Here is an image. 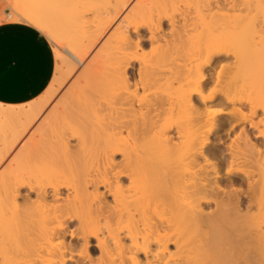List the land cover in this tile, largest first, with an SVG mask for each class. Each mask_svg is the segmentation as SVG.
Wrapping results in <instances>:
<instances>
[{
	"label": "bare ground",
	"instance_id": "obj_1",
	"mask_svg": "<svg viewBox=\"0 0 264 264\" xmlns=\"http://www.w3.org/2000/svg\"><path fill=\"white\" fill-rule=\"evenodd\" d=\"M8 1L0 22L9 8L10 21L39 25L59 62L40 97L0 110V264H125L134 246L131 264H264V128L251 119L264 112V0ZM221 64L230 83L220 93L251 99L247 114L194 104L193 88L206 93V69ZM224 118L234 136L218 167L204 155Z\"/></svg>",
	"mask_w": 264,
	"mask_h": 264
},
{
	"label": "crops",
	"instance_id": "obj_2",
	"mask_svg": "<svg viewBox=\"0 0 264 264\" xmlns=\"http://www.w3.org/2000/svg\"><path fill=\"white\" fill-rule=\"evenodd\" d=\"M0 31V96L5 105H23L40 97L53 80L56 58L53 47L36 27L30 24L19 26L18 22H2ZM32 58H39L41 71L33 75V84L25 93H16L11 82L18 71L30 72ZM1 126V115H0Z\"/></svg>",
	"mask_w": 264,
	"mask_h": 264
},
{
	"label": "snow or ice",
	"instance_id": "obj_3",
	"mask_svg": "<svg viewBox=\"0 0 264 264\" xmlns=\"http://www.w3.org/2000/svg\"><path fill=\"white\" fill-rule=\"evenodd\" d=\"M34 8H47V7H54L55 5H51V4H47V3H41V2H37L34 3L33 5H31ZM30 23L26 17H24L23 15L20 16V19L18 21L19 26H23ZM3 25H0V31L3 30ZM36 27H39V25H36ZM41 32H44V29H40ZM135 37H129L128 38V48L132 49L135 46ZM209 48V52L208 54L211 55V51L210 48L211 46H208ZM205 52V49L202 47L201 48V55H203ZM228 55L230 57H235L236 61L239 60L240 57V53L238 51H229ZM232 67H235V62H230ZM31 64V71L30 72H25V71H18L12 82H11V88L14 92L16 93H25L28 90H30V88L32 87L33 84V75L39 74V72L41 71V61L39 58H32L30 61ZM226 65H218V69L217 71H215L213 73L212 76V80L214 81L213 86L211 88L210 91H208L207 93L205 92H199L196 93V88H193V92L196 95H199L205 102H207L209 99H211L213 97L214 94L216 93H220V89L222 87H224L226 84L230 83L229 80V74L226 72ZM197 74H198V69L196 70ZM193 83L196 84V87H198V81H190L189 85L191 86ZM260 86H261V92L264 93V61H262V68H261V77H260ZM0 88H2V82H0ZM221 95H223L225 97V100L221 102V105L215 109H213V111L216 112H226L227 109L229 108H236L237 111H239V109H244V113L247 114L248 112V108L249 106L255 107V105L253 104V101L251 99H248L247 101H244L243 98H241L240 103H237L235 99H232V91L230 90V88H225V91L223 93H220ZM262 107H264V101H262L261 104ZM0 110L3 111H11L13 109L10 108H6L5 103L3 102V97L0 96ZM259 119L260 121V127L264 128V112H261L259 117H257L255 115V113L252 114L251 119L253 121H255L256 119ZM243 124L247 125L248 124V119H244ZM233 126H235V121H233ZM253 129L257 128V125L255 123H253L252 125ZM236 131H240V128H236ZM253 136L256 135V132L252 133ZM258 135L260 137V139L258 140V143L260 144L261 148L264 149V131H259ZM7 161H5L6 163ZM88 235H95V233H88L86 230V226L84 228V234L81 236V241L84 244L85 247H87V236ZM99 238V237H98ZM139 248L138 246H134L133 248H129L127 250V255H129V260L125 262V264H131L132 259L135 256V252L138 251ZM81 255H83V253H81ZM78 264H86L85 261H80L78 262ZM91 264H100L99 261L93 260L91 262ZM146 264H151L150 261L146 262Z\"/></svg>",
	"mask_w": 264,
	"mask_h": 264
},
{
	"label": "rangeland",
	"instance_id": "obj_4",
	"mask_svg": "<svg viewBox=\"0 0 264 264\" xmlns=\"http://www.w3.org/2000/svg\"><path fill=\"white\" fill-rule=\"evenodd\" d=\"M7 1V0H6ZM9 3L11 2V0H9L8 1ZM5 13H4V15H5V18H6V20H3V21H1L0 23H2V22H6V21H8V22H12V21H10L11 20V18L8 16V14L9 13H11L10 12V9L9 8H6L5 9ZM164 29L166 30V29H168V26L166 27V26H164ZM142 33H144V32H142ZM145 34V33H144ZM46 35V34H45ZM47 36V35H46ZM147 33L145 34V37H142L141 39L142 40H140V45H141V49L142 50H144V51H146L147 53L148 52H150L151 50H150V45L149 44H147V42H145V40H147ZM133 37H135V34L133 35ZM47 38H48V36H47ZM49 39V38H48ZM49 41H50V43H51V45H52V47H53V50H54V54H55V58H56V68L58 67V62L59 61H57V59H58V57H57V55H56V50H55V48H54V45H53V42L49 39ZM149 43V42H148ZM144 47V48H143ZM228 62H230V61H228ZM137 63H134V66L132 67V69H130V73L131 72H135L136 71V69H137ZM215 71H217V69L215 70ZM214 70H211L210 68H208V69H206V71H205V74H206V78L208 79V87H210V88H208L207 89V92L209 91V90H211V88H212V86H213V83H212V76H213V73L215 72ZM74 74V75H73ZM71 76H69V78H66V82L65 83H63V85L62 86H57V85H61V84H58V83H56L55 85H56V87L58 88V89H56L57 91H56V94L54 95V97L51 99V101L49 102V104H48V106L46 107V109H45V111H44V113H46V115H45V117L48 115V113L51 111L50 109H53V107H55L57 104H58V102L60 101L59 99H61V97H63V93H66L65 92V90H67L68 89V87H70L74 82H75V79L77 78V74L78 73H73ZM68 86V87H67ZM60 88V89H59ZM64 89V90H63ZM206 92V93H207ZM61 96V97H60ZM220 96V97H219ZM58 97V98H57ZM57 98V99H56ZM221 99V94H219V93H217V94H215V96L213 95V97H212V99L210 100H208L205 104H203V100H201V98H200V96L198 97V100L196 101V99H195V105L198 107V108H200V109H202V108H204L205 106H206V109H207V107L208 108H210V107H212L213 109H214V107L215 108H217V107H219V105L218 104H220V100ZM198 101H199V103H198ZM56 104V105H55ZM52 105V106H51ZM55 105V106H54ZM205 105V106H204ZM50 108V109H49ZM50 110V111H49ZM203 110V109H202ZM209 110H212L211 108L209 109ZM232 108H229V109H227V111H226V113H225V117L228 119V117L230 118L231 116V114H232ZM44 115H42V118H44L43 116ZM42 118H41V120H42ZM226 118H224L223 120H220L219 121V125H218V128H216L217 129V131H216V133L211 137V139H210V141L211 142H209V146H208V148L206 149V154L204 155V156H206L207 155V159L208 160H211L210 161V163L211 164H213V162H218V167H221L222 166V164H223V162L226 160V159H228L229 158V156H228V154H229V152H227V150L226 149H228V148H226L227 146H228V144L231 142V139L233 138V136H234V132L231 130V128H230V125L229 124H227V120H226ZM36 127V126H35ZM230 128V129H229ZM215 129V130H216ZM33 130V129H32ZM229 130V131H228ZM235 131V133L236 132H238V131H236V130H234ZM32 132V131H31ZM255 132V131H254ZM252 133H253V131H252ZM252 133L251 132H249V134L251 135L250 136V138L252 137V139H253V142L255 141V139H256V137L258 136L257 135V133H256V135L255 136H253L252 135ZM29 134V135H28ZM25 137H24V140H23V142L22 143H24V141H26L27 139H29V137H30V134L31 133H28ZM219 137L221 138V139H219ZM256 142V141H255ZM258 142V141H257ZM21 143L18 145V147H16V151L15 150H13L9 155H8V157H7V162L6 163H4L5 164V166H7L9 163H10V159H12L13 157H14V155L16 154V152L19 150V148L21 147ZM204 156H202L201 158H200V160L201 161H203V159H204ZM228 157V158H227ZM119 158V157H118ZM10 160V161H9ZM204 162V161H203ZM209 163V164H210ZM4 166V167H5ZM210 169H212V167H210ZM225 173V170H222L221 171V175L223 176V173ZM213 173V172H212ZM221 176V177H222ZM235 187H237V185L235 186ZM241 187V186H240ZM240 187L238 186V188H239V190H241L243 187H241V189H240ZM238 188H236V189H238ZM101 191H103V188H101L100 189ZM23 192H24V194H27L28 193V191H27V188L25 189V191L23 190ZM108 198H109V200H111V198L108 196ZM73 229L75 228V227H72ZM71 235H70V233L68 232V233H66V238L68 239V240H73L74 238L73 237H70ZM89 246H90V248H91V251L90 252H92V255H93V252H94V257H98L99 256V251L97 250V246H96V241H95V239H92V241L90 242V244H89ZM172 247V248H171ZM170 249L171 250H175V248L172 246V245H170ZM94 250V251H93ZM97 252V253H96ZM144 257H143V254L142 255H140V259H142V260H145V258L143 259Z\"/></svg>",
	"mask_w": 264,
	"mask_h": 264
}]
</instances>
